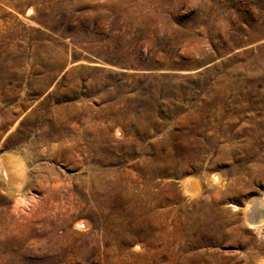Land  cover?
Here are the masks:
<instances>
[{
    "label": "rangeland",
    "instance_id": "374dc122",
    "mask_svg": "<svg viewBox=\"0 0 264 264\" xmlns=\"http://www.w3.org/2000/svg\"><path fill=\"white\" fill-rule=\"evenodd\" d=\"M6 160L0 264L264 260V0H0Z\"/></svg>",
    "mask_w": 264,
    "mask_h": 264
},
{
    "label": "bare ground",
    "instance_id": "6f19581e",
    "mask_svg": "<svg viewBox=\"0 0 264 264\" xmlns=\"http://www.w3.org/2000/svg\"><path fill=\"white\" fill-rule=\"evenodd\" d=\"M5 159H7V158H5ZM17 166L18 165H13V164L11 165V163L8 160H6V162L4 164H0V175L3 177L5 184L12 185L13 183H18L21 180L20 179V175H21L20 169ZM10 173L15 174V179L13 178V175H11ZM16 176L18 178V181H15ZM215 177H216V175L213 174V178H215ZM21 178H22V176H21ZM190 180H191V178H190ZM190 180L188 179L187 181H185L183 183V186H184L183 189L186 190L185 192H189L191 194L198 192L197 187L195 186L196 183L194 182L195 183L194 184L191 182L193 180H191V181ZM243 209H244L243 211H244V216H245L244 218L247 221H249L250 223H252V225L255 226L258 229V231L262 230V228L264 227V197H259V196L254 197L253 196V197L249 198ZM259 233L264 234V232H262V231H260ZM256 264H264V260H261L260 262H258Z\"/></svg>",
    "mask_w": 264,
    "mask_h": 264
}]
</instances>
